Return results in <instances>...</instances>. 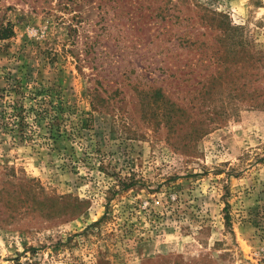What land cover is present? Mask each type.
<instances>
[{
	"label": "rangeland",
	"instance_id": "374dc122",
	"mask_svg": "<svg viewBox=\"0 0 264 264\" xmlns=\"http://www.w3.org/2000/svg\"><path fill=\"white\" fill-rule=\"evenodd\" d=\"M0 264H264V0H0Z\"/></svg>",
	"mask_w": 264,
	"mask_h": 264
},
{
	"label": "trees",
	"instance_id": "16d2710c",
	"mask_svg": "<svg viewBox=\"0 0 264 264\" xmlns=\"http://www.w3.org/2000/svg\"><path fill=\"white\" fill-rule=\"evenodd\" d=\"M42 99L45 101L41 106V108L37 111V115L39 119L46 120L48 123L51 124V122L52 123L54 122L53 118L54 119L56 118V116H54V113L58 109V104L57 105L51 104V101L49 100V96H44ZM52 135H53V131H52Z\"/></svg>",
	"mask_w": 264,
	"mask_h": 264
}]
</instances>
